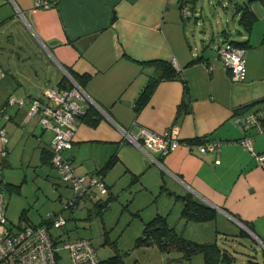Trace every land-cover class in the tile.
<instances>
[{
	"label": "crops",
	"instance_id": "0c3cea01",
	"mask_svg": "<svg viewBox=\"0 0 264 264\" xmlns=\"http://www.w3.org/2000/svg\"><path fill=\"white\" fill-rule=\"evenodd\" d=\"M34 1L0 0V110L11 116L0 119L8 138L0 183L4 194L14 193L5 194L6 225L17 229L47 219L29 223L26 217L22 222V211L15 221L24 205L19 199L24 183L39 177L43 179L38 187L50 188L58 173L51 162L53 131L40 123L41 112L24 118L31 99L59 103V82L67 81L64 69L70 67L87 74L83 88L94 101L81 100L80 106L85 111L91 105L99 116L95 125L78 116L72 146L65 151L76 172H101L109 190L118 162L140 175L146 190L159 189L163 179L168 191L191 193L210 203L216 217L245 231L225 237L222 244L216 241L229 252L228 264L243 254L237 246L247 248L248 243L255 252L252 260L264 264V162L238 141L250 136L253 149L264 152V120L257 118L264 102L249 106L264 98V5L249 2L257 18L246 30L239 17L247 0L229 6L218 0V7L208 0L205 9L203 0H183L192 10L190 16L182 15V0H49L46 8L36 7ZM244 40L249 42L244 48L246 73L234 80L217 46ZM155 60L172 62L179 76L157 79ZM150 80L152 88L136 109L135 101ZM9 97L24 99L26 105L19 107ZM239 117L257 119L245 126L236 121ZM171 125L178 127L181 139L199 137L221 144L206 152L195 144H180L165 156L155 155L156 162L124 135V130L140 126L161 132ZM111 157L116 158L114 165L100 171ZM244 237L249 238L247 244L239 240Z\"/></svg>",
	"mask_w": 264,
	"mask_h": 264
},
{
	"label": "rangeland",
	"instance_id": "374dc122",
	"mask_svg": "<svg viewBox=\"0 0 264 264\" xmlns=\"http://www.w3.org/2000/svg\"><path fill=\"white\" fill-rule=\"evenodd\" d=\"M235 1L221 0L224 6H229V2L233 4ZM255 1L264 5L261 0ZM212 3L215 7L219 4L218 0H213ZM202 4L204 9L207 8L208 0H203ZM229 9L231 13L232 8ZM161 173L162 178L165 179V170ZM53 177L55 179L51 180L56 184L54 185L52 181L53 185L50 188L45 187V184L38 187L43 179L39 177H32L24 183L25 188L19 198L24 205L23 208L21 205L18 209L15 221L19 220L22 211L25 213L22 214L21 221L25 222L27 217L26 221L29 223H38L41 219L47 218L48 213L61 211L66 216L67 223L61 228L50 229L52 235L59 240L58 264H73L69 251L62 248V244L64 240L77 237L89 239L100 260L117 255L124 264H204L201 253L187 258L182 250L175 247L162 251L156 243L136 242L142 235L145 223L157 213L166 216L169 224L179 235L197 242L217 241L222 244L227 240L225 237L231 238L242 230L240 226L222 220L221 216L205 222H187L181 216L182 201L177 199L174 193H169L166 187L165 190L159 188L153 192L146 190L141 184L140 175L134 176L127 171L122 162H118L112 168V178L115 183H111L112 188L102 197L105 200L109 199V204L103 208L85 199L75 208L63 209L64 202L74 195V191L60 179L58 173L57 177ZM161 184H164L163 179ZM3 190L5 191L4 188ZM5 194L7 197L14 195L8 191H5ZM239 240L247 244L249 238L244 237ZM254 246L258 252L261 250L260 243ZM237 248L243 254L240 253L241 255H238L240 258L232 264H249L248 258L253 259L254 249L249 243L247 248L242 245H238ZM241 259L245 263H242Z\"/></svg>",
	"mask_w": 264,
	"mask_h": 264
},
{
	"label": "built area",
	"instance_id": "2783aa9c",
	"mask_svg": "<svg viewBox=\"0 0 264 264\" xmlns=\"http://www.w3.org/2000/svg\"><path fill=\"white\" fill-rule=\"evenodd\" d=\"M49 0H35L34 5L46 8L51 5ZM180 10L183 16H190L192 10L185 1H181ZM217 52L222 63L230 72L231 78L241 80L245 77V49L232 43L221 41L217 46ZM66 85L59 90L60 101L57 105H48L39 99H31L24 121L38 112H41L39 121L43 127L51 129L54 133L50 143L51 162L58 171L60 179L66 182L74 191V195L63 204V209L75 208L85 199L94 203L103 204V199L109 188L101 172L77 173L72 157L65 154V151L72 146L73 135L78 127V116L84 112L79 102L89 100L84 88L74 79L67 76ZM8 101L17 102L19 107L26 105L24 99L9 97ZM259 113H262L260 111ZM11 116L4 110H0V119L8 120ZM257 118H237L236 121L246 126V123L253 122ZM125 137L132 143L143 149L152 160L160 162L155 156H165L183 144L191 148L194 144L179 136L176 125H171L161 132H157L146 126H140L137 131L124 130ZM255 157L258 162H264V152H256L253 149L250 136L241 137L238 140ZM8 138L4 128L0 129V163L8 152ZM221 141L214 139H203L197 142L200 152L216 149ZM1 182V173H0ZM103 206H105L103 204ZM7 199L0 190V264H58V241L57 237L50 232L52 227L61 228L67 223L66 216L60 212H50L47 224H26L17 229L9 228L6 225ZM62 248L70 253L73 264H101L96 250L87 238L77 237L64 240Z\"/></svg>",
	"mask_w": 264,
	"mask_h": 264
},
{
	"label": "trees",
	"instance_id": "16d2710c",
	"mask_svg": "<svg viewBox=\"0 0 264 264\" xmlns=\"http://www.w3.org/2000/svg\"><path fill=\"white\" fill-rule=\"evenodd\" d=\"M251 0H247L244 4L240 6L241 14L239 17L240 24L246 29H251L252 25L256 21V15L249 7V2ZM264 3V0H261ZM262 43H264V38H262ZM232 44L237 46H241L243 48L249 45L248 40L244 41H232ZM195 59H192L189 63H192ZM155 64L158 66L159 74L157 75V79L159 78H170L179 76L180 72L173 65L172 62L165 60H155ZM68 72L72 75V77L83 87V83L87 77V74H79L74 71L70 67H66ZM62 86L66 85V82H59ZM153 85V80H150L140 91L139 96L135 101V108L139 109L142 105V102L148 96ZM260 102H264V98L258 99L250 103L249 106H253ZM183 103V102H182ZM182 105V104H181ZM261 115H257L259 120H264V111L262 113H258ZM79 117L91 124H97L99 120V116L94 108L91 105L79 115ZM187 140V139H185ZM203 138H193L189 139L192 144H196L197 142L202 141ZM116 158L111 157L100 169V171H106L111 168L115 163ZM99 172V171H97ZM136 176V175H134ZM161 190H165L164 184H161ZM173 194L172 191H168ZM175 194V193H174ZM177 199L182 201V209L181 216L187 220L192 222H205L210 221L216 218L217 211L214 207L205 203L197 198H195L191 193H186L183 195L175 194ZM109 199H107L103 204L106 206L108 204ZM98 204V203H95ZM40 224H47L50 226V222L48 219L44 220ZM241 232H245L241 230ZM137 243L146 242V243H156L162 251H166L171 247H175L183 251L184 256L190 258L192 255L196 253H201L204 257V264H228L230 256L227 249L221 247L216 241L213 242H197L191 239H187L181 235H179L175 228L171 226L167 220V217L161 214H156L151 220L145 223L143 228L142 235L139 236L136 240ZM249 264H259L252 259L248 260ZM101 264H124L122 260L117 256H111L106 260H101Z\"/></svg>",
	"mask_w": 264,
	"mask_h": 264
},
{
	"label": "water",
	"instance_id": "95a60500",
	"mask_svg": "<svg viewBox=\"0 0 264 264\" xmlns=\"http://www.w3.org/2000/svg\"><path fill=\"white\" fill-rule=\"evenodd\" d=\"M64 69V68H63ZM64 71H65V74L68 76V77H71V78H73L72 76H71V74L66 70V69H64ZM89 99L92 101V102H94L90 97H89ZM0 190H2V185H1V183H0ZM202 198V197H201ZM203 199V198H202ZM207 202V201H206ZM210 204V203H209ZM211 205V204H210Z\"/></svg>",
	"mask_w": 264,
	"mask_h": 264
}]
</instances>
